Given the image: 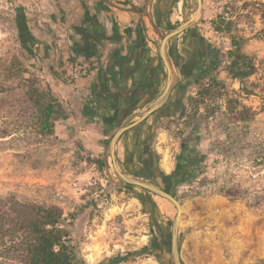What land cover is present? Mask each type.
<instances>
[{
  "label": "rangeland",
  "instance_id": "rangeland-1",
  "mask_svg": "<svg viewBox=\"0 0 264 264\" xmlns=\"http://www.w3.org/2000/svg\"><path fill=\"white\" fill-rule=\"evenodd\" d=\"M250 1L260 4L203 0L204 15L193 34L200 38L201 49L204 44L222 51L215 73L219 84L211 81L214 73L202 69L204 76L188 87L175 114L161 120L153 134L155 167L167 175L192 133L200 136L198 149L206 156L198 178L177 189L183 264H264V158L258 159L264 156V0ZM55 2L0 0V131L12 135L0 138V195L15 194L24 201L59 206L67 216L75 214V244L82 257L97 264L138 251L155 236H167L177 208L145 192L142 203L135 192L117 187L107 147L118 129L104 135L98 125L83 135L69 124L73 110L62 98L65 86L74 83L67 76V65L74 60L62 39L67 20L59 11L60 27H55L44 14L51 13L44 7ZM191 3L186 21L198 8L197 0ZM20 8L34 13L31 34L18 26ZM222 17L234 22V33L245 38L242 52L256 63V73L243 82L229 72L227 54L233 46L216 28ZM146 24L157 50L161 41L149 32L148 19ZM37 92H51L66 109L68 118L56 122L54 135L39 132L37 107L31 102ZM125 140L116 146L117 165L128 173V161L137 171L142 167L137 165L139 147L133 145L134 136ZM168 240L163 236L160 242ZM162 259L149 252L122 264H163Z\"/></svg>",
  "mask_w": 264,
  "mask_h": 264
},
{
  "label": "crops",
  "instance_id": "crops-1",
  "mask_svg": "<svg viewBox=\"0 0 264 264\" xmlns=\"http://www.w3.org/2000/svg\"><path fill=\"white\" fill-rule=\"evenodd\" d=\"M86 1L58 0L44 7L51 10L44 13L45 20L60 27L58 12L65 13L67 34L62 39L68 41L75 60H84L91 67L88 77L65 86L67 92L62 98L73 110L69 124H74L83 135L102 125L103 134L109 135L124 122L130 125L138 121L158 101L166 87L167 70L145 31L150 9L147 6L146 13L141 14L140 4L144 0ZM33 15L26 14L30 32L34 31ZM174 99L171 97L149 119L143 128L145 133L155 125L158 127V117L167 119L171 115ZM129 132L130 137L135 135L134 130ZM124 145L128 146L127 140Z\"/></svg>",
  "mask_w": 264,
  "mask_h": 264
},
{
  "label": "trees",
  "instance_id": "trees-1",
  "mask_svg": "<svg viewBox=\"0 0 264 264\" xmlns=\"http://www.w3.org/2000/svg\"><path fill=\"white\" fill-rule=\"evenodd\" d=\"M245 1L252 6L260 4L257 1ZM261 4L264 6V3ZM19 12L22 13V18L18 26L31 34L25 10L20 8ZM262 19L264 20V15ZM216 28L230 38L233 46L227 54L230 60L229 72L232 77L240 82L252 77L256 73V63L252 57L242 52L245 38L234 33V22L222 17ZM72 51L76 52L75 48ZM81 55L85 56L83 53ZM72 58L75 60L73 56ZM222 59V51L211 48L210 60L205 69L209 73H214L211 81L216 84L219 83L215 73ZM199 75L200 80L204 75ZM198 79L195 81L197 82ZM34 96L31 102H34L37 107L38 113L35 116L40 134L54 135L56 122L68 118L63 102L51 92L46 94L37 92ZM235 114L237 118H240L239 113ZM8 132L6 129L0 131V138L12 136ZM200 140L197 133H192L182 145L181 152L176 158L174 171L169 175L160 172L163 179L168 181L169 192L177 198V189L184 184L194 182L198 178L201 164L206 160V156L198 149ZM261 158L264 156L258 157V159ZM93 162L102 167L106 166L100 160ZM117 187L126 188L134 193V188L126 184L119 183ZM158 187L161 188V186ZM229 196L235 195L229 193ZM139 200L142 203L145 202L144 197H140ZM75 221V214L67 216L59 206L24 201L15 194L0 195V264H92L81 256L75 244L73 231ZM163 236L162 238L153 237L149 245L138 251L106 258L97 264H122L149 252H154V255L158 253L163 258L162 263L165 264L166 244L160 242Z\"/></svg>",
  "mask_w": 264,
  "mask_h": 264
},
{
  "label": "flooded vegetation",
  "instance_id": "flooded-vegetation-1",
  "mask_svg": "<svg viewBox=\"0 0 264 264\" xmlns=\"http://www.w3.org/2000/svg\"><path fill=\"white\" fill-rule=\"evenodd\" d=\"M180 3H182V5L180 6L179 11L178 6ZM191 5V0H144V2L140 4V8L142 9L141 14H145V9L147 6H149V15L146 16V19H148L150 24L149 31L152 34L157 35L162 44V37H164L168 31L170 32L172 29H175L179 25L187 22L186 16L190 14V11H193ZM177 11L179 12L177 13V16H175ZM193 16L194 14H191L188 19H192ZM140 23L143 24L144 21L142 20ZM196 28L197 26L185 30L183 33H180L168 40V42L166 43L168 54L177 74V84L171 94V97H175V107L173 112L171 113V116L175 114L174 111H176V105L181 103V98L183 97L185 91L194 82H196L195 80L200 77L199 72L207 67L210 60L211 48H204V44H202L201 49V45L199 42L200 38H197L193 34V31ZM161 44L157 49L158 58L166 68L159 53ZM182 50L189 52L182 53ZM156 114L157 111L133 129L135 131L134 138L136 140L135 144L133 145H137L139 147L137 165H142V167H140L136 171L134 167L129 166L128 161L126 162V167L128 174L140 176V178L149 180L155 183L157 186H161L162 189L170 191V187H168V181L163 179L159 169L157 170L155 167V163H157V155L153 149V134L156 131V128L159 127L160 121L163 120V117L157 118L158 124L154 121L158 125V127L155 124H152L155 125V128H152L150 131L146 132V136H140L141 132H144L143 128L145 124H147L149 122V119ZM133 130H128L123 135L122 139L124 138L125 140V137H127V135L130 133L129 131ZM144 170L147 173H143Z\"/></svg>",
  "mask_w": 264,
  "mask_h": 264
},
{
  "label": "water",
  "instance_id": "water-1",
  "mask_svg": "<svg viewBox=\"0 0 264 264\" xmlns=\"http://www.w3.org/2000/svg\"><path fill=\"white\" fill-rule=\"evenodd\" d=\"M198 1V8L192 19L183 23L175 29H172L166 36L162 37V44L159 48L160 56L167 69V82L166 87L158 99V101L148 108L140 115V119L133 124L120 127L113 135L108 143V151L115 165V173L119 179V183L126 184L134 188V192L139 199L144 192H149L155 196L161 197L171 202L177 208V214L174 217L172 227L167 232L168 243L166 244L165 264H183L181 258V237H180V211L182 204L177 197L172 195L169 191L158 187L155 183L140 178L121 170L118 165V158L116 155V146L122 139L123 135L131 128L146 120L150 115L163 108L171 98V94L177 84V74L171 62L170 56L167 51L166 43L176 35L183 33L185 30L196 27L202 20L204 15L203 0Z\"/></svg>",
  "mask_w": 264,
  "mask_h": 264
},
{
  "label": "built area",
  "instance_id": "built-area-1",
  "mask_svg": "<svg viewBox=\"0 0 264 264\" xmlns=\"http://www.w3.org/2000/svg\"><path fill=\"white\" fill-rule=\"evenodd\" d=\"M67 76L70 81L76 82L81 78H86L90 75L91 67L84 60H74L67 65Z\"/></svg>",
  "mask_w": 264,
  "mask_h": 264
},
{
  "label": "bare ground",
  "instance_id": "bare-ground-1",
  "mask_svg": "<svg viewBox=\"0 0 264 264\" xmlns=\"http://www.w3.org/2000/svg\"><path fill=\"white\" fill-rule=\"evenodd\" d=\"M168 170H170V167H166Z\"/></svg>",
  "mask_w": 264,
  "mask_h": 264
}]
</instances>
